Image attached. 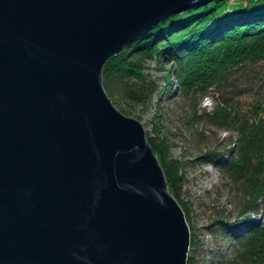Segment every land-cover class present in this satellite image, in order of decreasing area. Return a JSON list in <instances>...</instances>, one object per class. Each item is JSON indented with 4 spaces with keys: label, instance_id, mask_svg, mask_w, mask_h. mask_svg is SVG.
Segmentation results:
<instances>
[{
    "label": "water",
    "instance_id": "obj_1",
    "mask_svg": "<svg viewBox=\"0 0 264 264\" xmlns=\"http://www.w3.org/2000/svg\"><path fill=\"white\" fill-rule=\"evenodd\" d=\"M202 0H0V264H187L192 229L103 67Z\"/></svg>",
    "mask_w": 264,
    "mask_h": 264
},
{
    "label": "trees",
    "instance_id": "obj_2",
    "mask_svg": "<svg viewBox=\"0 0 264 264\" xmlns=\"http://www.w3.org/2000/svg\"><path fill=\"white\" fill-rule=\"evenodd\" d=\"M225 1L202 0L171 12L109 58L103 78L109 94L147 103L158 88L146 70L148 57L174 62L176 84L167 86L183 97L184 121L198 142L208 140L206 130L213 126L230 129L224 145L206 147V156L243 194L236 216L218 215L211 226L213 234L222 233L230 240L229 250L219 243L204 247L197 264H264V215L260 214L264 210V0L230 7L223 5ZM229 87L236 94L248 89L249 98L240 103L237 95H224ZM213 88L220 96L210 108L201 106V99ZM147 136L189 219L181 196L185 179L181 158L170 153L168 135L147 131ZM201 242L192 227V250ZM191 252L187 264H193Z\"/></svg>",
    "mask_w": 264,
    "mask_h": 264
},
{
    "label": "rangeland",
    "instance_id": "obj_3",
    "mask_svg": "<svg viewBox=\"0 0 264 264\" xmlns=\"http://www.w3.org/2000/svg\"><path fill=\"white\" fill-rule=\"evenodd\" d=\"M243 2L245 0H226L223 5L230 7ZM147 63L146 70L158 85L149 102L126 100L112 94L110 96L124 113L139 118L145 124L147 131L168 135L171 141L170 153L181 158L185 177L181 196L189 210L191 229L193 227L197 231L202 241L201 246L194 250L191 247L190 250L194 253L193 264H197L198 258L204 252V247L211 248L215 246V243H219L224 245L225 250H229L227 244L230 240L222 233L213 234L211 226L218 215L220 217L225 213L228 217L234 218L243 196L242 190L238 188L237 184L223 173L215 161L206 156V147L224 145L230 129L213 126L212 130H206L208 140L199 143L196 135L190 131L188 121H184L186 105L183 102V97L177 92H170L167 86V84L169 86L176 84V77L172 69L174 62L171 59L152 55L148 57ZM169 75L171 83L168 81ZM229 89L230 87L225 88L223 94L237 95L240 103H244L249 98L248 89H245V92L241 94H236L234 88ZM219 93L221 92L215 91V88L211 89L208 95L201 99V106H205L203 104L205 97L214 102L215 97H218L217 94L220 96ZM212 104L206 107L210 108ZM260 214L264 215V210H261ZM261 216L259 215V217ZM209 263L206 262V264Z\"/></svg>",
    "mask_w": 264,
    "mask_h": 264
},
{
    "label": "clouds",
    "instance_id": "obj_4",
    "mask_svg": "<svg viewBox=\"0 0 264 264\" xmlns=\"http://www.w3.org/2000/svg\"><path fill=\"white\" fill-rule=\"evenodd\" d=\"M212 103H213V101H212L210 98H208V97H205L204 100H203V104H204L205 106H209V105H211Z\"/></svg>",
    "mask_w": 264,
    "mask_h": 264
},
{
    "label": "bare ground",
    "instance_id": "obj_5",
    "mask_svg": "<svg viewBox=\"0 0 264 264\" xmlns=\"http://www.w3.org/2000/svg\"><path fill=\"white\" fill-rule=\"evenodd\" d=\"M186 6H189V5H186ZM186 6H184V7H186ZM184 7H182V8H184ZM182 8H181V9H182Z\"/></svg>",
    "mask_w": 264,
    "mask_h": 264
}]
</instances>
